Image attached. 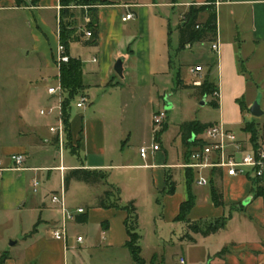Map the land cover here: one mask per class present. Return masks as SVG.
<instances>
[{
	"label": "crops",
	"instance_id": "crops-1",
	"mask_svg": "<svg viewBox=\"0 0 264 264\" xmlns=\"http://www.w3.org/2000/svg\"><path fill=\"white\" fill-rule=\"evenodd\" d=\"M28 1L35 2V6L20 8L13 0H1L0 11L19 13L26 17L33 15L36 30L46 37L48 34L54 37L58 45L60 41L57 26L61 14V0ZM101 1L107 3L98 7V46H85L81 42H75L69 49L70 56L83 64V93L90 100L89 105L82 111L71 113L70 130L76 154L69 152L73 159L78 160L77 164H65V150L60 152L56 137L50 133L53 125L48 127L49 135L41 128L32 130L33 139L28 138L31 134L25 132L17 135L21 149L25 150L15 154L25 157L22 169L14 168L12 157L15 155L9 160L0 158V168L3 170L0 172V264H90L98 249L114 256L116 261L121 262L118 260L121 258L120 264H133L126 247L129 241L125 225L127 211L97 207V199L107 189L104 186L94 187L101 190H97L90 205L76 207L68 201L67 196L74 187L83 183L70 184L66 192L67 208L71 213L83 209L88 217L87 223H78L77 218L81 215H77L73 221L67 222L66 239L54 238L53 232L62 227L64 215L62 209L52 203V195L63 190L65 174L79 168L106 173L109 184L120 191L121 206L134 202L138 214L143 202L152 207L158 205L163 211L161 219L165 218L173 227L180 223L186 227V223L177 222L176 219L181 205L192 197L194 207L187 217L188 221L222 218L227 220L225 228L215 235L207 238L194 236L195 246L206 247L205 261L213 257L210 264H264V196L256 198L257 186L252 181L243 177H228L223 172L216 171L207 173L211 181L209 186L199 187L195 181L189 186L187 170L182 167L187 162V148L183 146L185 150L182 151V157L175 163L170 160L169 153L159 140V151L151 153L146 159L140 156L142 147H151L154 144L153 116L161 112V100L164 99L167 87L173 83V26L179 29L184 25L185 16L193 6L211 5L215 10L218 23L217 41L220 46V53L217 54L211 45V54L214 56H205V66L196 65L203 68L204 78L215 84L217 83L211 80V71L216 69L219 76L221 75V83L217 84L220 92V119L199 123L224 125L227 122L233 126L240 122L239 119L225 118L222 100V92L225 90L224 76L226 68L234 66L236 73L240 72L242 77L247 76L252 80L256 65L263 63L264 66V0ZM129 13L134 14L135 19L123 22V18ZM209 15L208 11L201 13L199 22H206ZM54 19L58 20L56 36L47 24V20ZM173 20L177 25L172 23ZM87 21L86 19L85 22ZM195 44L197 43L188 47L192 48ZM76 45L79 48L74 53L72 49ZM39 50L45 59L47 73L58 75L54 63L55 52H50L44 45ZM27 53L29 54L28 51ZM119 60H123V78L117 81L114 68ZM241 64L244 66L242 72L239 69ZM45 81L56 82L49 77ZM126 92L135 100L143 93H148L153 99L150 101L153 105L152 113L144 126L147 131L150 128V133L142 138L139 145H135L131 127L124 125L123 119L118 120L120 114L117 111L122 109L123 103L115 104L113 101L111 104L105 100L107 96H120ZM205 99L206 102L210 100ZM202 100L198 101L199 105ZM252 104L246 107L247 112ZM164 107L166 110L173 108L167 101L164 102ZM247 123H254L256 127L259 125L250 115L241 125V140L250 137V134L243 132ZM167 127L168 124L165 123L164 130ZM36 148L53 152L60 159V164L44 167L32 165L35 157L30 151ZM43 173H47L48 187L38 190ZM53 173L59 174V189L56 190L49 186L54 178ZM167 177L176 185L173 195L167 194ZM34 182L38 183L36 191ZM213 186L218 187L223 195L222 207H216L213 203ZM239 211L247 214L244 220H239ZM140 219L139 214V224ZM36 222L40 224L33 233ZM103 224H106V230ZM80 226L88 227V230L93 227L98 239L91 242L87 231L86 239L77 233L76 242L72 243L76 227ZM155 226V236L162 240L160 227L158 224ZM78 238H83V242L79 243Z\"/></svg>",
	"mask_w": 264,
	"mask_h": 264
},
{
	"label": "rangeland",
	"instance_id": "rangeland-1",
	"mask_svg": "<svg viewBox=\"0 0 264 264\" xmlns=\"http://www.w3.org/2000/svg\"><path fill=\"white\" fill-rule=\"evenodd\" d=\"M13 1L20 8L35 6V2H29L28 0ZM76 4H69L65 9L66 14H78L81 7ZM56 22H58L56 19L54 21L47 20V24L55 36ZM84 23L83 19H78L77 35L82 34ZM172 23L177 25L175 20ZM57 27L59 28V23ZM178 30L177 26H173L171 38L173 83L167 87L164 99L161 100L160 111L167 113L165 123L168 124V127L164 130V124L156 135V142L158 143L159 140L163 144L165 150L169 153L170 160L175 163L180 156L182 157V151L185 150V147L183 148L185 146L184 138L181 134L182 124L190 121L202 123L219 121L221 113L210 105L212 98H209L210 100L205 106H200L198 101H201L202 97L196 89L178 88L179 78L185 86H193L192 83L197 78L191 73V69L199 64L205 66V56H214L211 54L210 49L212 42H201L195 44L192 48L188 46L181 48L180 31ZM41 45L48 47L50 52L52 50V53L56 51L54 49L58 46L54 37L52 38L49 34L46 37L39 30H36L33 15L26 17L19 13L0 11V158L9 160L11 156L25 151L21 149V143L16 139L20 132L31 134L28 138L33 139L32 130L41 128L44 133L49 135L48 127L57 124L54 117L40 115L41 109L47 110L53 105L47 88L49 85H54L55 82H48L45 79L49 77L53 81H57L58 77L55 73H47L45 59L39 50ZM78 48L79 46H74L72 52H77ZM256 66L255 73H252V80L247 76L246 78L242 77L240 72L236 73L237 69L234 66L226 68L223 82L225 90L222 92L224 115L226 120L239 119L240 122L234 123L233 126H230L227 122L223 123L238 138L243 136L241 125L250 117V113L245 110L246 107L259 98L261 108L264 111V66L263 63H258ZM239 69L242 72V69H244L243 64L239 65ZM210 75L212 81L217 84L221 83V75L219 76L216 69H213ZM116 80L120 81L121 78L117 75ZM105 100L111 102V104L113 101H115V104L116 102L123 103L122 109L117 111L118 115L120 114L118 120L123 119L124 125L131 127L136 141L135 145H139L142 138L150 133V128L148 127L147 131L144 126L149 121V114L152 113L153 109L152 102L150 103L153 100L151 96L148 93H143L135 100L126 92L120 96H107ZM165 101L169 102L173 108L166 110L164 107ZM76 103L77 99L72 105L71 113L82 111V109H77ZM253 120L259 124L256 130L260 138L264 139V115L260 118L253 117ZM248 139H251V136ZM69 146L71 147L70 144ZM69 151L75 154L72 149L66 150L65 148L63 152L65 164L76 165L78 160L73 159ZM30 153L35 157L32 164L34 166H58L60 164V159L56 158L53 152L49 153L46 149L36 148L31 150ZM53 177L49 186L55 190L59 189V174L53 173ZM40 178L38 190L41 187H48L47 173L41 174ZM98 189L101 190V188L80 184L79 187H74L67 196L68 201L76 207L90 205L95 199ZM162 213L163 211L158 205L152 207L145 202L142 203L140 208L141 256L146 264H181V259L185 260V264H210V261L214 258L211 257L210 260L205 261L206 247L202 245L195 246L196 243H190L187 239H184L188 233L187 224L186 227L182 223L173 227L167 223L165 218L161 219ZM238 213L241 215L239 220H244L247 217V214L242 211ZM156 224L160 227L162 240L155 236ZM76 228L74 238L71 240L72 243L76 242L77 233L86 239L87 231L91 242L98 239L93 227L90 230H88V227L80 226ZM212 249L211 247L210 250L212 251ZM118 260L122 262L121 258ZM121 262L116 261L114 256L105 253L102 249H98L95 251L94 259L90 264H120Z\"/></svg>",
	"mask_w": 264,
	"mask_h": 264
},
{
	"label": "trees",
	"instance_id": "trees-1",
	"mask_svg": "<svg viewBox=\"0 0 264 264\" xmlns=\"http://www.w3.org/2000/svg\"><path fill=\"white\" fill-rule=\"evenodd\" d=\"M1 1V0H0ZM77 3L78 7H81L80 13L66 14L65 9L69 4ZM107 2L101 0H61V14L59 18V41L65 47L68 56L71 44L75 42H81L85 46L96 47L99 44V19H98V7L106 5ZM210 12V15L206 22L200 23L199 16L203 12ZM87 19L84 23L82 34L77 32L78 19ZM85 31L90 32L89 39L85 38ZM180 31V45L181 48H185L194 43L201 42H215L218 37V23L217 14L211 5L201 7H191L189 12L185 16V24L179 28ZM55 63V57H54ZM60 82L65 92V100L63 103V115L64 124L67 131V138L65 148L71 150L76 154V148L72 145V136L70 130V119L72 105L80 93L84 91L83 84V64L80 60L72 58L67 64H63L60 68ZM178 88H193L196 89L200 97L212 98L210 105L215 109L220 108V98L215 94H220L217 84L205 79L201 87L185 86L182 80H178ZM246 110V109H245ZM211 124H201L199 122L184 123L181 126V134L184 138L185 147L191 148L194 144L191 143L193 136L197 137L202 134L207 127ZM254 123H247L243 131L250 134L251 141L257 143L260 139L258 131L256 130ZM164 131V130H163ZM71 145V147L69 146ZM187 183L192 184L195 181V173L192 170L186 172ZM72 182L83 183L92 187L104 186L106 191L97 199V207L101 209H116L125 210L128 213L126 220V230L129 236V241L126 245L133 264H146L142 258V248L140 245L141 235L139 234V214L134 202L128 203L126 206L120 204V191L108 182V176L106 173L96 170H87L84 168L74 169L68 171L64 176V190L68 191ZM257 186L256 198L264 196V187L255 183ZM176 191V185L171 181V178L167 177V194L173 195ZM213 203L216 207H222L224 205L223 195L218 187H212ZM194 207V200L192 197L183 203L180 208V214L177 217V222H183L187 224V235L184 239H187L190 243H196L194 236H201L207 238L215 235L223 230L226 226L227 220L214 219L209 221H197L190 222L187 217ZM87 214L81 215L77 218V222L80 224L87 223ZM40 222H38L33 233L38 228ZM106 228V224H103ZM194 235V236H193Z\"/></svg>",
	"mask_w": 264,
	"mask_h": 264
},
{
	"label": "built area",
	"instance_id": "built-area-1",
	"mask_svg": "<svg viewBox=\"0 0 264 264\" xmlns=\"http://www.w3.org/2000/svg\"><path fill=\"white\" fill-rule=\"evenodd\" d=\"M135 15L127 14L123 18V22L132 21ZM59 34V30H58ZM90 32L85 31V38L89 39ZM212 50L217 54L220 53V46L216 40L212 44ZM70 61V56L67 55L65 47L59 42L55 51V66L58 69L57 81L54 85H49L47 88L48 95L53 100V105L47 110H41L42 116L54 117L57 124L50 128V133L57 139V144L60 152L65 150L67 131L64 124L63 103L65 100V92L60 82V68L63 64ZM96 62V59L94 60ZM196 76L193 86L201 87L204 81L203 68L197 66L192 70ZM219 96V94H215ZM77 109H83L89 105V97L80 93L77 96ZM167 119L165 111L159 112L153 116V131L155 141L151 147H142L140 156L143 159L149 157L151 153L160 150L159 144L156 142L157 133L162 129ZM187 162L182 167L185 170H192L195 173V183L199 187L209 186L211 181L208 172L214 173L221 171L228 177H243L254 184L264 185V139H259L257 143H253L251 139H239L232 130L224 127L222 124H212L206 130L195 137V144L186 150ZM14 168L22 169L25 163L23 155H15L12 157ZM3 171L0 168V172ZM36 191L38 183H33ZM51 201L53 204L62 209L64 215L63 225L60 229L53 232L55 239H66L67 237V222L73 221L77 215L85 214L83 209H78L76 213H71L66 205V192L63 190L60 193L52 195ZM78 242L82 243L83 238H78ZM181 264H185V260L181 259Z\"/></svg>",
	"mask_w": 264,
	"mask_h": 264
},
{
	"label": "water",
	"instance_id": "water-1",
	"mask_svg": "<svg viewBox=\"0 0 264 264\" xmlns=\"http://www.w3.org/2000/svg\"><path fill=\"white\" fill-rule=\"evenodd\" d=\"M115 72L120 77L123 78V60H119L115 65ZM207 104L206 99L204 98L202 102L200 103L201 106H205ZM249 113L252 117L260 118L264 115V111L261 108V102L258 98L252 106L249 108ZM195 141V136H193L191 143Z\"/></svg>",
	"mask_w": 264,
	"mask_h": 264
}]
</instances>
